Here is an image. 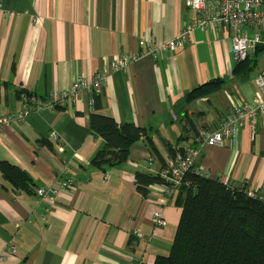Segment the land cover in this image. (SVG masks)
<instances>
[{"label": "crops", "instance_id": "obj_1", "mask_svg": "<svg viewBox=\"0 0 264 264\" xmlns=\"http://www.w3.org/2000/svg\"><path fill=\"white\" fill-rule=\"evenodd\" d=\"M197 16L185 0H0V116L17 110L19 90L48 99L78 78L105 72L100 89L81 88L76 100L32 108L23 121L1 126L0 161L25 170L34 184L18 190L0 170V264H153L168 254L181 208L173 198L164 206V225L156 226L162 185L142 196L135 179L138 170L158 171L160 157L172 158L164 142L175 154L186 145L196 148L200 172L262 191V124L255 132L249 122L239 126L235 146L198 139L200 127L218 128L236 102L255 96L252 80L261 69L248 77L234 74L233 30L210 21L176 51L145 52V40L174 37ZM122 56L133 58L111 69ZM217 77L223 78L220 88L187 97ZM94 94L119 124L133 122L152 133L161 156L138 140L125 162L91 168L104 145L91 130ZM194 115L197 137L181 139L184 121ZM153 157L158 163L148 167ZM39 187L58 192L39 196Z\"/></svg>", "mask_w": 264, "mask_h": 264}, {"label": "trees", "instance_id": "obj_2", "mask_svg": "<svg viewBox=\"0 0 264 264\" xmlns=\"http://www.w3.org/2000/svg\"><path fill=\"white\" fill-rule=\"evenodd\" d=\"M263 52L264 46H257L254 56L236 63L234 74L248 77L258 66ZM222 82L221 77L211 79L192 89L187 97L196 99L207 95L220 88ZM92 96L91 130L102 137L104 145L91 159V168L105 170L125 162L131 146L138 140L152 146L161 156L152 133H147L144 127L133 122L119 124L112 115L103 112L100 94ZM196 119L194 115L184 121L181 139H188V135L197 137ZM164 143L168 145L171 157H174L177 149ZM184 148L181 147V151ZM160 158L167 165L169 159ZM198 167L199 158L186 172L175 197L181 215L170 251L166 255H159L153 264H264V187L260 193L250 195L245 184L235 186L225 183L200 172ZM0 170L14 188L31 190L34 182L25 170L6 161H0ZM160 175L150 170L136 171L138 192L147 196L151 184L164 183Z\"/></svg>", "mask_w": 264, "mask_h": 264}, {"label": "built area", "instance_id": "obj_3", "mask_svg": "<svg viewBox=\"0 0 264 264\" xmlns=\"http://www.w3.org/2000/svg\"><path fill=\"white\" fill-rule=\"evenodd\" d=\"M185 3L198 16L174 37L159 41L145 40L146 53L157 55L159 51H176L190 40L196 27L207 29L210 21H214L219 28L225 26L233 30L231 47L238 61L247 58L250 52L254 56L257 46H264V0H185ZM216 4L217 7H215ZM132 58V56H122L114 59L111 63V69L118 70L125 67ZM104 81L105 72L99 71L90 80L78 78L72 87L54 91L48 99H43L31 91L22 90L18 93L17 110L0 116V132L3 124L23 121L25 115L32 108L43 109L62 106L67 100H76L81 88L100 89ZM252 83L256 90L254 98L251 101L236 102L232 107V112L218 128L213 130L208 127H200L198 131L199 140L210 146L222 145L226 142L235 146L238 127L243 123L249 122L254 132L258 124L264 126V68L257 73ZM51 136L55 138L56 133L52 132ZM198 156L199 152L196 148L192 145H186L184 150L178 151L174 157L168 160L167 165H159L156 172L161 174L164 183H158L162 185L163 196L160 199L161 206L153 215V222L156 226L164 225L162 219L164 206L176 197L183 184V177L194 165ZM147 162L148 167H151L156 164L157 158L153 157ZM72 183L73 179H70L69 182L63 180L61 185L67 187ZM57 192L58 190L54 187H39L36 190L37 195L45 197L52 196ZM18 251L17 247L12 248V252ZM0 259L3 257L0 256ZM129 264H135V262L132 260Z\"/></svg>", "mask_w": 264, "mask_h": 264}, {"label": "rangeland", "instance_id": "obj_4", "mask_svg": "<svg viewBox=\"0 0 264 264\" xmlns=\"http://www.w3.org/2000/svg\"><path fill=\"white\" fill-rule=\"evenodd\" d=\"M248 57H252V55H251V52L248 54ZM263 66H264V52L260 55V57H259V60H258V66L254 69V70H257V69H261V68H263ZM77 155H79V156H81L80 154H77ZM78 160H79V158H78ZM67 169H69L68 167H66ZM150 172H152V169L150 170ZM161 176V175H160ZM71 180H72V178H70ZM151 187H152V184L149 186V189H151ZM152 190V189H151ZM153 191V190H152ZM254 194H257L256 192H254V191H252L251 193H250V195H254ZM157 208H159V207H157ZM179 223V222H178Z\"/></svg>", "mask_w": 264, "mask_h": 264}]
</instances>
